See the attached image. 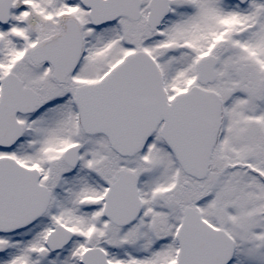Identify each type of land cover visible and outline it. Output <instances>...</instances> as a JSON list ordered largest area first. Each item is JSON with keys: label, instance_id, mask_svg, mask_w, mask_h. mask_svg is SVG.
<instances>
[{"label": "snow or ice", "instance_id": "snow-or-ice-1", "mask_svg": "<svg viewBox=\"0 0 264 264\" xmlns=\"http://www.w3.org/2000/svg\"><path fill=\"white\" fill-rule=\"evenodd\" d=\"M0 264H264V0H0Z\"/></svg>", "mask_w": 264, "mask_h": 264}]
</instances>
